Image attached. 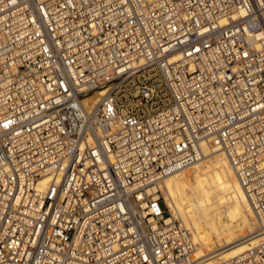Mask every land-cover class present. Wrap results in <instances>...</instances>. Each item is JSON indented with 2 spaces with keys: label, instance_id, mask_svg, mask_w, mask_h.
Segmentation results:
<instances>
[{
  "label": "built area",
  "instance_id": "1",
  "mask_svg": "<svg viewBox=\"0 0 264 264\" xmlns=\"http://www.w3.org/2000/svg\"><path fill=\"white\" fill-rule=\"evenodd\" d=\"M254 10L0 0V264H193L192 234L161 182L215 150L263 223L259 243L223 264H264Z\"/></svg>",
  "mask_w": 264,
  "mask_h": 264
},
{
  "label": "bare ground",
  "instance_id": "2",
  "mask_svg": "<svg viewBox=\"0 0 264 264\" xmlns=\"http://www.w3.org/2000/svg\"><path fill=\"white\" fill-rule=\"evenodd\" d=\"M264 24V0H249ZM247 16L244 10L233 18ZM226 20H222V24ZM263 37L262 32L256 35ZM95 96L88 99L94 101ZM164 202L183 221L195 244L193 264H223L260 241L263 223L255 217L226 155L215 150L161 182Z\"/></svg>",
  "mask_w": 264,
  "mask_h": 264
},
{
  "label": "rangeland",
  "instance_id": "3",
  "mask_svg": "<svg viewBox=\"0 0 264 264\" xmlns=\"http://www.w3.org/2000/svg\"><path fill=\"white\" fill-rule=\"evenodd\" d=\"M165 198V197H164Z\"/></svg>",
  "mask_w": 264,
  "mask_h": 264
}]
</instances>
